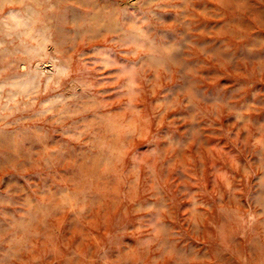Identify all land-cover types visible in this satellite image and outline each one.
<instances>
[{
  "label": "rangeland",
  "instance_id": "rangeland-1",
  "mask_svg": "<svg viewBox=\"0 0 264 264\" xmlns=\"http://www.w3.org/2000/svg\"><path fill=\"white\" fill-rule=\"evenodd\" d=\"M110 2L0 0V264H264V0Z\"/></svg>",
  "mask_w": 264,
  "mask_h": 264
},
{
  "label": "bare ground",
  "instance_id": "bare-ground-1",
  "mask_svg": "<svg viewBox=\"0 0 264 264\" xmlns=\"http://www.w3.org/2000/svg\"><path fill=\"white\" fill-rule=\"evenodd\" d=\"M52 1L56 2L58 11L54 15L55 21L51 28V40L58 48H62L66 44H69V47H74L73 40L80 35L87 36L86 38L89 39L100 33L107 36L116 33L120 36L124 35L126 17L121 10L111 9L110 0ZM81 37L83 38V36ZM70 57L73 58V55Z\"/></svg>",
  "mask_w": 264,
  "mask_h": 264
},
{
  "label": "clouds",
  "instance_id": "clouds-1",
  "mask_svg": "<svg viewBox=\"0 0 264 264\" xmlns=\"http://www.w3.org/2000/svg\"><path fill=\"white\" fill-rule=\"evenodd\" d=\"M227 194H228L229 200H232V199L235 198L236 190L231 188V187H229L228 190H227ZM193 203H194V207L191 210L192 211V215L191 216L185 215L183 217H180V216L177 215L176 216V220H177V223H179L181 225L186 224L189 228H192L193 225H197V228L194 229V232H199L200 229L198 227V217L200 215H202V214H197L195 212V207L197 205H195V201ZM222 211H224V210L222 209ZM152 219H153V223H152L151 227L153 229V233L162 232L163 235L165 237H167L169 232H170V230L173 228V225L162 223L160 218H159V214L154 216ZM181 234H182V232H181ZM143 243H145V242L141 241V244H143ZM165 251L167 252L168 250L166 249ZM189 251H191V250H189ZM177 254L178 255H183L184 254V250L183 249L177 250Z\"/></svg>",
  "mask_w": 264,
  "mask_h": 264
}]
</instances>
